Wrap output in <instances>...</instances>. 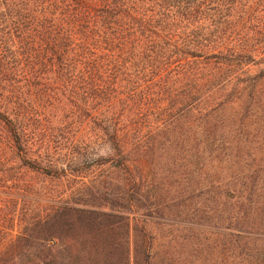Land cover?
Returning <instances> with one entry per match:
<instances>
[{"label":"trees","instance_id":"16d2710c","mask_svg":"<svg viewBox=\"0 0 264 264\" xmlns=\"http://www.w3.org/2000/svg\"><path fill=\"white\" fill-rule=\"evenodd\" d=\"M257 3L0 0V264H171L179 217L245 232Z\"/></svg>","mask_w":264,"mask_h":264},{"label":"rangeland","instance_id":"374dc122","mask_svg":"<svg viewBox=\"0 0 264 264\" xmlns=\"http://www.w3.org/2000/svg\"><path fill=\"white\" fill-rule=\"evenodd\" d=\"M263 5L257 3L253 7L262 19L254 25L258 26L257 45L264 59ZM240 168L248 177L245 186L255 188V193L250 195L252 210L239 224L245 232L228 235L224 225L216 227L214 221L205 219L188 221L179 217L161 221L158 229L155 226V244L171 264H264V151L244 160Z\"/></svg>","mask_w":264,"mask_h":264}]
</instances>
